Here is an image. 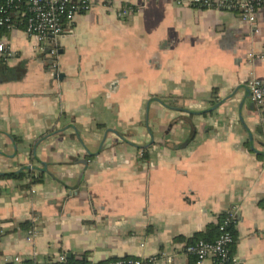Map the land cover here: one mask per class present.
<instances>
[{"label": "crops", "instance_id": "1", "mask_svg": "<svg viewBox=\"0 0 264 264\" xmlns=\"http://www.w3.org/2000/svg\"><path fill=\"white\" fill-rule=\"evenodd\" d=\"M89 2L52 55L18 19L0 32V174L44 170L0 178V264H195L185 244L224 212L233 264H264V105L246 87L264 82V7L249 23L192 0Z\"/></svg>", "mask_w": 264, "mask_h": 264}, {"label": "built area", "instance_id": "2", "mask_svg": "<svg viewBox=\"0 0 264 264\" xmlns=\"http://www.w3.org/2000/svg\"><path fill=\"white\" fill-rule=\"evenodd\" d=\"M195 6L217 8L219 10L236 12L243 21L254 23L259 8L264 7V0H192ZM89 0H0V32L11 28L15 19L24 25V32L33 37L39 48L45 47L51 40L64 33L72 31V24L77 14L83 13L90 7ZM134 12V8L123 5L118 9V16L125 17ZM16 21V22H20ZM45 48V49H43ZM48 54L55 53V48L48 49ZM0 54L6 58L10 52L0 40ZM263 54L249 53L250 58H262ZM247 91L250 98L258 107L264 105V82L257 78L248 80ZM234 212H227L226 218L219 226L218 236L212 240H196L185 244L186 254L194 257L195 264H233L231 246L235 241L232 232L227 229L229 222L235 223ZM1 232V230H0ZM64 257H61L63 260ZM15 262L19 261L14 257ZM152 260V258H149ZM104 264H144L137 258H115Z\"/></svg>", "mask_w": 264, "mask_h": 264}, {"label": "trees", "instance_id": "3", "mask_svg": "<svg viewBox=\"0 0 264 264\" xmlns=\"http://www.w3.org/2000/svg\"><path fill=\"white\" fill-rule=\"evenodd\" d=\"M33 169H30L28 167H22V170L19 172H13V173L4 174V175L0 174V178H12V179H16V180H20L22 178H28L30 180V182L25 185V187L27 188V187H30L34 183L41 182L43 179L44 170L35 168L36 172H34L35 170H33ZM226 216H227L226 212L221 213L217 217V220L215 223H211L208 225L207 231H206L207 233H204V234L197 233L195 238L192 240H189V242H193V241L199 240V239L212 241L214 238H216L218 236L219 226L222 223V221L224 220V218H226ZM234 220L236 221L235 218H234ZM234 225H235V223H233V222H229V224L227 225V229H229L233 235L235 234ZM30 226H31L30 221H25V222L20 224V227L22 229H29ZM210 235H213V236H210ZM122 258H134V257L128 256V257H122ZM21 264H35V263L31 259H27V260H24ZM50 264H87V261L84 259V257L81 259H75L73 256V257H65L64 262H55V263H50Z\"/></svg>", "mask_w": 264, "mask_h": 264}, {"label": "rangeland", "instance_id": "4", "mask_svg": "<svg viewBox=\"0 0 264 264\" xmlns=\"http://www.w3.org/2000/svg\"><path fill=\"white\" fill-rule=\"evenodd\" d=\"M25 259L21 258L19 261H14L13 263L11 262L10 264H21Z\"/></svg>", "mask_w": 264, "mask_h": 264}, {"label": "flooded vegetation", "instance_id": "5", "mask_svg": "<svg viewBox=\"0 0 264 264\" xmlns=\"http://www.w3.org/2000/svg\"><path fill=\"white\" fill-rule=\"evenodd\" d=\"M45 54H48V52H47V51H45Z\"/></svg>", "mask_w": 264, "mask_h": 264}, {"label": "water", "instance_id": "6", "mask_svg": "<svg viewBox=\"0 0 264 264\" xmlns=\"http://www.w3.org/2000/svg\"><path fill=\"white\" fill-rule=\"evenodd\" d=\"M48 52V50H46ZM254 102V101H253Z\"/></svg>", "mask_w": 264, "mask_h": 264}]
</instances>
